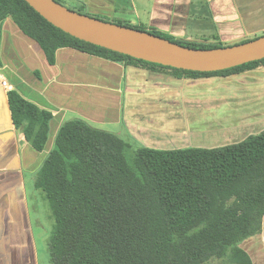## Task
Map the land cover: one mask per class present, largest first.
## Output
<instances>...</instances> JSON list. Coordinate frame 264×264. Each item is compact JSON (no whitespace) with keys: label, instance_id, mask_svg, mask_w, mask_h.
<instances>
[{"label":"trees","instance_id":"trees-1","mask_svg":"<svg viewBox=\"0 0 264 264\" xmlns=\"http://www.w3.org/2000/svg\"><path fill=\"white\" fill-rule=\"evenodd\" d=\"M147 20L134 29L191 48L231 46L175 41ZM7 21L41 47L51 67L64 49L124 67L166 69L179 78L229 77L264 66L263 59L211 73L164 67L79 40L25 0H0V67ZM8 101L15 129L44 153L54 112L16 88ZM125 147L119 136L82 120L59 128L27 195L41 264H207L228 252L240 264H253L241 245L264 232V130L213 149L144 147L133 164Z\"/></svg>","mask_w":264,"mask_h":264},{"label":"crops","instance_id":"crops-1","mask_svg":"<svg viewBox=\"0 0 264 264\" xmlns=\"http://www.w3.org/2000/svg\"><path fill=\"white\" fill-rule=\"evenodd\" d=\"M65 1L74 2L79 7L84 6L87 11L112 16L120 21L127 22L134 18L140 26L148 18L150 29L159 30L166 35L173 31L177 0H139L140 3L136 0ZM208 2L206 12L213 18L217 31L214 36L223 44L234 42V45L238 44V40L242 42L264 35V0ZM182 19L187 20V16L184 15ZM178 23L180 22H177L176 26ZM208 37V30L202 29L199 36L187 37L185 40L208 41ZM2 62L0 194L5 193V196L0 201V264H39L40 253L27 252V231L31 223L22 177L25 176V170L32 174L35 161L42 155L46 158L52 148L50 151L48 149V153H37L26 141L23 133L15 129L8 92L16 88L29 100L53 111L57 107H71L72 104L67 103L68 101L77 104L80 99L79 91H86L88 97H92L95 88L103 86L101 82H114L116 78L117 81L133 82L138 77L146 82L149 70L136 66L124 67L69 49L59 51L57 65L51 67L41 47L19 32L10 21L4 24ZM26 71L35 76V71L40 73L41 79H35L36 85L26 83ZM4 79L9 83L8 88L2 86ZM213 85L206 93L220 103L215 110L221 114L222 119L220 126L214 128L215 132L237 137L235 140H239V143L264 130V66L229 77H215ZM231 105L233 107L229 111L232 114H228L226 107ZM53 112L54 121L58 122L67 115L59 109ZM223 117L228 120L226 124ZM54 121L51 125V141L49 140L48 144L54 143L55 136L62 126L54 124Z\"/></svg>","mask_w":264,"mask_h":264},{"label":"rangeland","instance_id":"rangeland-1","mask_svg":"<svg viewBox=\"0 0 264 264\" xmlns=\"http://www.w3.org/2000/svg\"><path fill=\"white\" fill-rule=\"evenodd\" d=\"M59 1L65 7L79 11V6L74 2ZM136 1L140 3L139 0ZM208 4V0H177L174 27L169 36L175 41L195 44L222 43L214 36L217 31L213 18L206 12ZM82 14L92 15L102 21L121 24L125 27H141L134 18L126 22L87 10H84ZM184 15L187 16V20L182 19ZM200 20H202L201 23ZM177 22H180L178 26H176ZM202 29L208 30V41L185 40L187 37L199 36ZM155 31L166 35L159 30ZM240 42L241 40L236 41V43ZM233 43L227 44L233 45ZM142 68L149 70V78L146 82L139 77L133 82L117 81L116 78L114 82H101L103 86L95 88L92 97H88L89 94L87 95L86 91H79L80 99L79 102L77 99V104L68 101L67 103L72 104L71 107L53 109V111L62 110L67 114L61 122L54 121V124L63 125L67 121L82 120L93 128L119 136L126 144L125 155L130 164H133L137 151L144 147L156 150L213 149L238 143L239 140H235L237 137L217 133L214 130L215 127L220 126L222 120L221 114L215 110L220 103L211 98L206 91L214 86L215 77L179 78L176 73L166 69ZM35 79H38L37 76L28 71L25 72L26 83L36 85ZM231 107L233 106L226 107L228 114H232L229 111ZM227 117L225 114V118ZM225 118L224 124L228 121ZM51 137L52 130L50 141ZM52 146L53 143L50 142L45 153H48V149L50 151ZM44 160L42 155L35 161L32 174L25 170L22 184L26 197ZM4 196L5 193L0 194V201ZM25 202L28 210V198ZM27 234L29 242L27 252H38L36 245L40 248V242L37 244L35 234L33 238L30 226ZM241 247L251 256L253 264H264V235L244 242ZM231 256V252H228L224 258H213L207 264H240Z\"/></svg>","mask_w":264,"mask_h":264},{"label":"water","instance_id":"water-1","mask_svg":"<svg viewBox=\"0 0 264 264\" xmlns=\"http://www.w3.org/2000/svg\"><path fill=\"white\" fill-rule=\"evenodd\" d=\"M25 1L52 25L79 40L164 67L211 73L264 59V36L222 48H191L79 13L56 0Z\"/></svg>","mask_w":264,"mask_h":264},{"label":"flooded vegetation","instance_id":"flooded-vegetation-1","mask_svg":"<svg viewBox=\"0 0 264 264\" xmlns=\"http://www.w3.org/2000/svg\"><path fill=\"white\" fill-rule=\"evenodd\" d=\"M29 219H30V217H29ZM30 223H31V220H30ZM30 228H31V230H32V234H33V238H34V233H33V229H32V228H33V227H32V224H31V227H30ZM36 242H37V241H36ZM36 246H37V250H38V252L40 253V256H39V264H41V255H42V254H41L40 250L38 249V245H36Z\"/></svg>","mask_w":264,"mask_h":264},{"label":"built area","instance_id":"built-area-1","mask_svg":"<svg viewBox=\"0 0 264 264\" xmlns=\"http://www.w3.org/2000/svg\"><path fill=\"white\" fill-rule=\"evenodd\" d=\"M2 86L5 87V88L9 87V83H8V81L6 79L2 80Z\"/></svg>","mask_w":264,"mask_h":264}]
</instances>
